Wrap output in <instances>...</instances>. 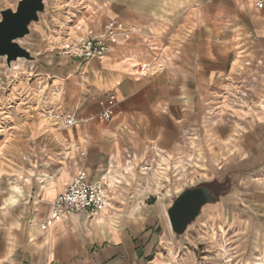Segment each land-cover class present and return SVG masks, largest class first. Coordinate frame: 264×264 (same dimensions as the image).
I'll return each mask as SVG.
<instances>
[{"label":"crops","instance_id":"crops-1","mask_svg":"<svg viewBox=\"0 0 264 264\" xmlns=\"http://www.w3.org/2000/svg\"><path fill=\"white\" fill-rule=\"evenodd\" d=\"M83 4L85 32L68 40L109 20L124 29L101 59L53 50L35 79L15 78L20 104L0 131V264L261 263L264 0ZM70 115L79 122L65 127ZM81 170L90 184L111 171L106 206L43 231ZM196 187L216 199L177 235L168 210Z\"/></svg>","mask_w":264,"mask_h":264},{"label":"rangeland","instance_id":"rangeland-1","mask_svg":"<svg viewBox=\"0 0 264 264\" xmlns=\"http://www.w3.org/2000/svg\"><path fill=\"white\" fill-rule=\"evenodd\" d=\"M19 0H0V11L2 9H13L17 7ZM84 0H47L46 12L40 14V21L31 25V33L18 43L29 50L34 56L32 61L22 59L12 63L11 68L7 64L6 57L0 56V131L5 121L13 119V107L18 106L10 101L11 90L19 78L35 79L45 65L46 56L50 51L60 52V47L69 43L68 32L75 29L81 23L75 22V18L84 8ZM1 20V15H0ZM27 98V97H26ZM28 101V98H27ZM13 105V106H12ZM27 106V105H26ZM2 108V109H1ZM1 147V146H0Z\"/></svg>","mask_w":264,"mask_h":264},{"label":"built area","instance_id":"built-area-1","mask_svg":"<svg viewBox=\"0 0 264 264\" xmlns=\"http://www.w3.org/2000/svg\"><path fill=\"white\" fill-rule=\"evenodd\" d=\"M258 8L263 7V2L257 3ZM124 25L118 21L109 20L103 31L96 36H81L78 42L70 41L69 43L60 47V54L68 56L76 60H90L101 59L111 49L115 43L118 31L123 30ZM75 31L84 33L85 28L83 24L75 26ZM238 58L244 59L245 66H250L251 60L244 57L243 51ZM54 119H60L59 115L55 113H48ZM103 119L109 120L111 118V110L107 109L102 114ZM65 127L76 125L79 121L74 116H67L62 119ZM112 179L111 171L103 174L101 179L95 183H88V174L85 170H81L76 176L73 177L69 186L63 191L57 199L53 202L47 219L42 223L41 228L43 231H48L51 224L58 219L77 213H92L103 209L107 202L104 195L106 187L110 184ZM264 264V259L261 263Z\"/></svg>","mask_w":264,"mask_h":264},{"label":"water","instance_id":"water-1","mask_svg":"<svg viewBox=\"0 0 264 264\" xmlns=\"http://www.w3.org/2000/svg\"><path fill=\"white\" fill-rule=\"evenodd\" d=\"M47 0H19L17 7L0 11V56L6 57L9 69L13 62L22 59L32 61L34 56L21 46L18 40L31 33V25L40 21V14L46 12ZM204 187L189 188L182 192L168 210L173 231L184 235L187 227L199 215L204 204L214 201Z\"/></svg>","mask_w":264,"mask_h":264},{"label":"bare ground","instance_id":"bare-ground-1","mask_svg":"<svg viewBox=\"0 0 264 264\" xmlns=\"http://www.w3.org/2000/svg\"><path fill=\"white\" fill-rule=\"evenodd\" d=\"M83 24V26H84V23H82ZM84 28H85V26H84ZM69 37H72V39H76V35H75V33L74 32H70L69 34H68V38ZM75 42H78V41H75ZM14 63H16V62H14ZM12 66V65H11Z\"/></svg>","mask_w":264,"mask_h":264}]
</instances>
